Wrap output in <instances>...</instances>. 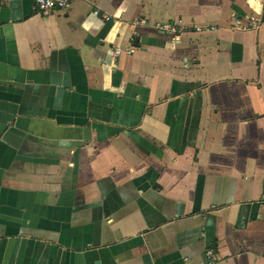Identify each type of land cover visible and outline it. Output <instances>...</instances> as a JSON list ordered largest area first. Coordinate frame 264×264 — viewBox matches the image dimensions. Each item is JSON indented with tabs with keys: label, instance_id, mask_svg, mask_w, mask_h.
Instances as JSON below:
<instances>
[{
	"label": "crops",
	"instance_id": "1",
	"mask_svg": "<svg viewBox=\"0 0 264 264\" xmlns=\"http://www.w3.org/2000/svg\"><path fill=\"white\" fill-rule=\"evenodd\" d=\"M251 14L264 0H0V264H264ZM177 19L176 40L151 27Z\"/></svg>",
	"mask_w": 264,
	"mask_h": 264
},
{
	"label": "built area",
	"instance_id": "2",
	"mask_svg": "<svg viewBox=\"0 0 264 264\" xmlns=\"http://www.w3.org/2000/svg\"><path fill=\"white\" fill-rule=\"evenodd\" d=\"M72 1L73 0H31L34 9L42 16H47L57 10H64ZM93 13L99 15L102 19H108L106 14L100 13L97 9H94ZM146 23L147 22L144 18H135L131 21L130 27L134 28L137 25H145ZM151 27L157 32L169 36L171 40L178 39L179 34L183 29L180 19L154 22L151 24ZM233 28L237 30H264V18H258L257 16L251 14L245 18L243 23L239 19L234 20ZM214 29V26H195L193 30L195 32H202ZM130 40L132 43V38ZM131 43L124 50L115 48L113 50V57H116L120 53L131 54L134 49ZM205 256L208 258L209 262L216 261L217 259L211 248L205 250Z\"/></svg>",
	"mask_w": 264,
	"mask_h": 264
}]
</instances>
